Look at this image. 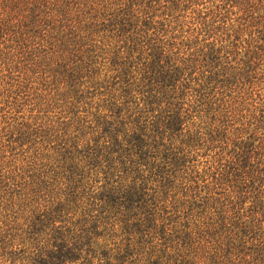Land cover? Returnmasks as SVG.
<instances>
[{"label":"trees","instance_id":"16d2710c","mask_svg":"<svg viewBox=\"0 0 264 264\" xmlns=\"http://www.w3.org/2000/svg\"><path fill=\"white\" fill-rule=\"evenodd\" d=\"M0 264H264V0H0Z\"/></svg>","mask_w":264,"mask_h":264},{"label":"rangeland","instance_id":"374dc122","mask_svg":"<svg viewBox=\"0 0 264 264\" xmlns=\"http://www.w3.org/2000/svg\"><path fill=\"white\" fill-rule=\"evenodd\" d=\"M1 102H2V97L0 96V108L2 107Z\"/></svg>","mask_w":264,"mask_h":264}]
</instances>
